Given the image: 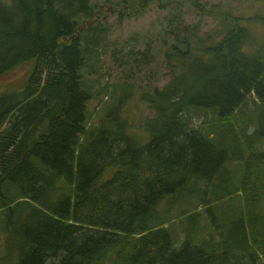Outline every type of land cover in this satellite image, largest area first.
<instances>
[{
	"label": "trees",
	"instance_id": "trees-1",
	"mask_svg": "<svg viewBox=\"0 0 264 264\" xmlns=\"http://www.w3.org/2000/svg\"><path fill=\"white\" fill-rule=\"evenodd\" d=\"M100 1H0V77L20 67L30 72L0 90V228L7 244L20 246L16 264H258L264 127L259 117L244 118L253 113L251 95L261 100L254 114L264 108V48L245 52L250 32L241 24L264 16L236 17L194 2L202 14L221 17L216 41L198 37V24L180 28L182 9L172 10L178 0H158L173 35L164 55L170 77L141 92L154 111L144 137L122 115L135 89L128 81L106 86L113 101L88 126L93 93L84 69L101 59L110 30L99 21ZM153 1L104 3L135 12ZM191 195L201 208L220 211L218 238L202 235L198 207L172 214ZM237 197L243 204L225 216L219 204ZM184 214L179 239L174 222Z\"/></svg>",
	"mask_w": 264,
	"mask_h": 264
},
{
	"label": "rangeland",
	"instance_id": "rangeland-1",
	"mask_svg": "<svg viewBox=\"0 0 264 264\" xmlns=\"http://www.w3.org/2000/svg\"><path fill=\"white\" fill-rule=\"evenodd\" d=\"M0 1L10 2V0ZM100 2L101 5L106 6L99 11V21L109 26L110 30L101 59L91 61L90 66L84 69L85 82L93 93V97L88 102V126L97 124L106 107L113 101L111 93L113 89H105L106 86L128 81L135 85V89H131L126 94L128 97L122 106V115L127 117L134 134L146 137V124L144 122L153 117L154 111L141 100V92L148 87H163L170 77V68L164 57L167 50L166 43L168 40L170 41V38H173V35L166 32L168 31L165 24L167 13L158 9V0H154L145 10L138 7L135 12L130 10L121 11V8L110 9L113 6L104 3L105 0ZM194 2L204 6L207 10L215 7L218 12L228 11L236 17L264 16V0H178V3L173 2L172 10L182 9L185 18V22L180 23V28L185 29L198 24L197 35L201 38L209 36L216 41L219 40L224 26L220 16L210 15L209 13L202 14L193 5ZM121 12L123 16L119 17ZM243 25L248 27L250 32L245 52L252 54L263 49L264 20L250 22L249 24L242 23L241 26ZM140 52L142 54H139ZM29 73L28 68L20 67L15 72L0 77V90L11 89L15 85L17 86V83L20 85L29 78ZM260 102L261 100L256 95H251L247 104V112H249L248 114L253 113L244 119L259 117V121L264 127V108L259 110L260 114L259 111L258 114H254V110L258 107L257 103ZM204 118V114H200L199 117L195 118V124H200ZM255 126V123H251L247 129L248 132H253ZM261 149L264 150V142ZM229 166L234 169V172L237 170L235 175L239 176L238 161H230ZM201 186H203V183ZM237 198L238 200H234V205H231L227 200L219 204L221 208H226L225 216H232V209L243 204V199ZM199 200L201 199L196 195H191V197L185 198L183 202L178 201L172 214L178 215L183 208H188L190 212H194L195 208L198 207V212L201 211L198 221L205 226L202 235L208 236L210 232H214V237L218 238V233L215 232L214 227L222 223L220 211L214 209L210 212L205 207L201 208L202 206L198 205ZM168 201L167 198L159 204L157 210L161 215L167 213ZM185 216L184 214L176 218L174 222L176 236L179 234V239L184 237L182 224L188 223ZM6 239V232L0 228V264H16L19 260L20 246L18 244H7ZM176 241H178L177 238ZM258 264H264V255L259 257Z\"/></svg>",
	"mask_w": 264,
	"mask_h": 264
}]
</instances>
